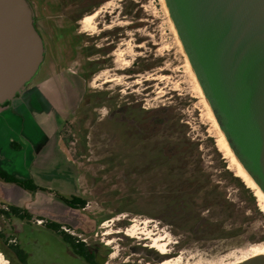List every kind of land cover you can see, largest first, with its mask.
I'll list each match as a JSON object with an SVG mask.
<instances>
[{"label": "rangeland", "instance_id": "374dc122", "mask_svg": "<svg viewBox=\"0 0 264 264\" xmlns=\"http://www.w3.org/2000/svg\"><path fill=\"white\" fill-rule=\"evenodd\" d=\"M28 1L46 55L26 91L42 86L52 95L61 148L86 205L72 211L47 191L28 193L20 209L29 218L0 212V247L11 258L0 250V264H21L16 251L25 264H88L44 227L50 222L84 242L96 264L175 257L180 264H230L261 246L264 211L220 150L165 3ZM95 13L93 28L82 32L77 22ZM37 113L48 119L39 105ZM48 151L41 160L65 169ZM11 168L26 175L17 164ZM51 180L57 183L56 176L45 182ZM58 182L66 187L62 196L75 194L71 180ZM132 228L135 237L125 235ZM141 232L167 254L150 248L153 240Z\"/></svg>", "mask_w": 264, "mask_h": 264}, {"label": "water", "instance_id": "95a60500", "mask_svg": "<svg viewBox=\"0 0 264 264\" xmlns=\"http://www.w3.org/2000/svg\"><path fill=\"white\" fill-rule=\"evenodd\" d=\"M164 3L221 132L264 194V0ZM43 56L28 1L0 0V105L24 91Z\"/></svg>", "mask_w": 264, "mask_h": 264}, {"label": "crops", "instance_id": "0c3cea01", "mask_svg": "<svg viewBox=\"0 0 264 264\" xmlns=\"http://www.w3.org/2000/svg\"><path fill=\"white\" fill-rule=\"evenodd\" d=\"M52 98L51 94L46 93L42 90V86H39L37 91L30 92L25 89L12 102L0 105V170L21 181L32 180L36 186L61 195H64L66 187L61 186L58 180L69 179L76 194L77 171L61 148L58 119L60 114ZM38 105L47 111L48 119L38 116ZM51 118L55 124L51 122ZM46 120L50 121L51 125L50 123L48 125ZM11 144H14L15 148H12ZM49 148L52 149L53 154L57 153L65 169L58 166V160L55 168L51 166H54L53 160H41L42 156L49 152ZM49 163L51 164L48 166ZM15 164L26 169L25 176L22 175L21 170L18 172L19 170L11 168ZM54 176L57 180L55 185L54 180L45 182L53 179ZM40 193L42 192L38 191L33 195ZM28 196L27 191L0 180V204L20 209L28 205L27 202L30 200Z\"/></svg>", "mask_w": 264, "mask_h": 264}, {"label": "bare ground", "instance_id": "6f19581e", "mask_svg": "<svg viewBox=\"0 0 264 264\" xmlns=\"http://www.w3.org/2000/svg\"><path fill=\"white\" fill-rule=\"evenodd\" d=\"M161 1L164 3V0H161ZM95 18H96V13L92 14L90 16H87V17H85L82 20L81 25H82L83 32H86V31H88V29L93 28V20ZM173 33L177 36L176 31H174ZM180 44L181 43H179V46H180ZM181 47H182V45H181ZM182 51L184 52L183 48H182ZM184 55H185V53H184ZM186 59H187V57H186ZM186 61H188V60H186ZM186 66H187V69H188L187 71H189V73H190L189 75L193 79L192 82L194 81V83H195L194 85H195V88H196L195 90L198 93L197 95L200 96L201 99L203 100V103H205L206 108H207L208 118L211 121V123L213 124V127H214L215 131L218 134L219 140L217 142L219 144L220 150H222L224 152V154L226 155V157L229 158L231 164L233 165V167L235 169V172H236L235 176L240 178L248 188H250L251 190L254 191V196L257 197V199L259 201V204H260V207H261V210L264 211V194L260 191V189L254 183V181L249 177V175L246 173V171L243 169L242 165L239 163V161L235 157V155H234L233 151L231 150V148L229 147V144L227 143L223 133L221 132V130H220V128H219V126H218V124H217V122L215 120V117H214L209 105L205 101V97L203 95V92H202V90H201V88H200V86H199V84L197 82V79H196V77H195V75H194V73H193V71L191 69V66H190L189 62H186ZM113 80L114 79H109V80H106V82H112ZM149 223H150V221L143 222V224H149ZM135 232H136L135 229L132 228V229L127 231L126 235L129 236V237H135V235L137 234ZM138 234H141L142 237H145L146 240H153V238H152L153 235L152 234H149L147 232H141V233H138ZM159 240H163V239H159ZM152 248L154 250L158 251L162 255L166 254L165 245H159V243H157L156 240L152 241ZM250 250L251 251H250L249 255L246 254V256H244V257L242 256L243 258L241 257L239 260L237 259L236 261H233L230 264L241 263V262H243V261H245V260H247L249 258H252V257H255V256H259V255H264V243L261 246H256V247H254V248H252ZM180 262H181V258L180 257H175L174 259L166 260V261L162 262L161 264H180Z\"/></svg>", "mask_w": 264, "mask_h": 264}, {"label": "trees", "instance_id": "16d2710c", "mask_svg": "<svg viewBox=\"0 0 264 264\" xmlns=\"http://www.w3.org/2000/svg\"><path fill=\"white\" fill-rule=\"evenodd\" d=\"M6 102L5 104H7ZM12 148H15L14 144H11ZM0 180L4 183L13 184L24 191H27L28 193H36V192H47L46 189L40 188L34 184L32 180H26L21 181L15 178L14 176L8 174L7 172L0 170ZM56 197L58 200L63 203L67 208H69L72 211H78L85 207L86 201L82 197H80L77 194L70 195L68 197L62 196L60 194H56ZM9 212L7 211H0L7 216L10 214H13L17 216L19 219H26L29 218V216L25 213H22L21 209L16 207H9ZM46 228L54 232L59 236L61 241L65 244L67 250L71 252L73 255L81 259L82 261L88 263V264H96L94 261L95 255L92 251L89 250V248L86 246V244L79 239L67 234L62 230V226L57 223H46ZM1 252L5 255V257L11 262V258L3 251V249L0 247ZM17 256L19 257V262L21 264H25L23 261V258H21L19 255L20 253L16 251Z\"/></svg>", "mask_w": 264, "mask_h": 264}, {"label": "flooded vegetation", "instance_id": "af4514ba", "mask_svg": "<svg viewBox=\"0 0 264 264\" xmlns=\"http://www.w3.org/2000/svg\"><path fill=\"white\" fill-rule=\"evenodd\" d=\"M28 1V0H27ZM28 3H29V1H28ZM29 5H30V7L32 8V6H31V4L29 3ZM33 10V9H32ZM33 19H34V26H35V29H36V31L38 32V34L41 36V32L38 30V28H37V26H36V21H35V16H34V12H33ZM82 21L81 20H79L77 23L78 24H80ZM81 29V28H80ZM83 32V31H82ZM43 35V34H42ZM44 37V36H43ZM41 39H42V37H41ZM42 42H43V48H44V56H43V60H44V57H45V55H46V49H45V43H44V41H43V39H42ZM43 63V62H42ZM104 83H106V80L104 81ZM28 85L29 84H27L26 85V87H25V89H27V87H28ZM24 89V90H25ZM58 200V199H57ZM51 206V210L53 211L54 210V208H57V209H59V205L56 203H53L52 205H50ZM9 207H14V206H11V205H8V207L7 208H5V210L7 211V212H9L10 210H9ZM50 208V207H49ZM48 209V208H47ZM27 211H29V210H27ZM54 212V211H53ZM53 213H51V215H52ZM17 217V216H16ZM18 218V217H17ZM19 219V218H18ZM151 222V221H150ZM54 223H57V224H59V222H54ZM45 228H46V226H44ZM108 233H106L105 235L106 236H108V235H110L111 233H109L108 235H107ZM125 235H126V233H125ZM143 239H145V237H142ZM164 239V238H163ZM146 240V239H145ZM151 244V243H150ZM150 248H152V244L150 245ZM153 249V248H152ZM167 254V253H166ZM165 254V255H166ZM162 255V254H161ZM166 260H170V259H165L164 261H166ZM163 261V262H164ZM156 264H161V263H156Z\"/></svg>", "mask_w": 264, "mask_h": 264}, {"label": "built area", "instance_id": "2783aa9c", "mask_svg": "<svg viewBox=\"0 0 264 264\" xmlns=\"http://www.w3.org/2000/svg\"><path fill=\"white\" fill-rule=\"evenodd\" d=\"M11 242H14V240H12Z\"/></svg>", "mask_w": 264, "mask_h": 264}]
</instances>
